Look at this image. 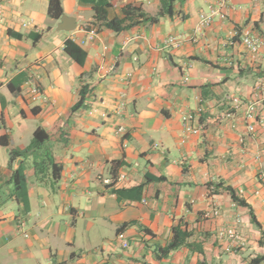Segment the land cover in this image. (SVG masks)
<instances>
[{"label": "crops", "instance_id": "obj_1", "mask_svg": "<svg viewBox=\"0 0 264 264\" xmlns=\"http://www.w3.org/2000/svg\"><path fill=\"white\" fill-rule=\"evenodd\" d=\"M107 1L116 18L130 5L156 17L163 0ZM50 3L0 0V264H250L264 256V98L256 91L264 0H227L226 19L195 43L189 37L215 0H178L172 17L121 33L99 29L90 0H61L75 30L60 31ZM236 31L261 39L258 55L238 38L229 44ZM169 37L186 41L166 47ZM69 41L86 53L82 65L66 53ZM30 83L43 101L31 100ZM82 86L90 98L73 112ZM251 101L257 115L248 122ZM187 113L199 135L185 130ZM38 129L49 141L12 161ZM46 154L63 169L57 182L50 167L37 178ZM215 206L220 217L207 219ZM238 217L243 247L217 238ZM179 225L203 254L181 247L161 256Z\"/></svg>", "mask_w": 264, "mask_h": 264}, {"label": "trees", "instance_id": "obj_2", "mask_svg": "<svg viewBox=\"0 0 264 264\" xmlns=\"http://www.w3.org/2000/svg\"><path fill=\"white\" fill-rule=\"evenodd\" d=\"M178 0H163L162 9L158 16H149L141 7L138 6H126L122 10V17L110 18V11L112 9L111 4L107 0H90L92 2L93 11L95 13L96 23L99 24V29L106 28L113 30L115 32L121 33L134 26L140 25L142 23L156 24L159 22L160 18L165 15L173 16L174 5ZM49 16L53 20H60L63 16V9L61 5V0H51ZM11 35L21 39L22 35L10 32ZM66 53L72 57L79 64H83L86 59V53L79 48L76 44L69 41L65 47ZM81 100L79 104L73 109V112L84 108L91 95V89L89 86H82L80 90ZM49 141V135L42 129H38L35 134L30 146L23 152L11 151V159L22 157L24 155H29L33 152L40 151L43 146ZM37 178L40 182L44 181V175H48V168L50 167L52 172V180L57 182L60 180L62 175V167L55 163L53 157L50 154H46V159L42 163H36ZM233 199L240 205L246 206V203L238 199L235 192H232ZM174 238L171 244L165 249L161 250V256H168L172 251L177 250L181 247H187L191 252H196L203 254L202 245L196 243H189V239L192 234L188 232L187 229H182L181 226H176L173 229ZM264 256L258 257L251 261L250 264H263ZM206 264V263H199Z\"/></svg>", "mask_w": 264, "mask_h": 264}, {"label": "built area", "instance_id": "obj_3", "mask_svg": "<svg viewBox=\"0 0 264 264\" xmlns=\"http://www.w3.org/2000/svg\"><path fill=\"white\" fill-rule=\"evenodd\" d=\"M227 8V0H215V3L209 8V11L206 13L200 14L199 23L195 30V34L189 37V41L197 42L199 38L204 36L206 31L209 30L216 20H225L226 14L225 10ZM3 16L0 12V23L2 22ZM97 30H91L88 33L89 40H94L97 37ZM253 55L256 56L259 54L262 41L261 39L251 34L249 31H236L232 34L231 39L229 40L230 45H234L236 43V39ZM186 41L185 37H169L164 46L179 48L182 43ZM257 94L261 95L264 98V83L259 82L256 88ZM29 93L31 100L33 102H37L40 100H44L43 93L41 89L34 83H30ZM234 103L236 105H243V102L240 99H235ZM246 113L245 120L250 122L256 119L257 115V102L251 101L245 104ZM123 104H120L119 108H122ZM182 122L187 133L192 135H199L202 132V128L196 123V114L195 113H187L182 117ZM250 132H255V128L252 125L248 126ZM119 133H124L123 128H119ZM125 179V175L120 176L118 181H123ZM210 192L212 194L215 193V186H211ZM221 212L215 206L213 209L206 213L205 217L207 219H216L220 217ZM242 220L240 217L236 219L235 225L229 228H221L217 233V238L221 241L228 240L230 243L235 244V246H244L243 239L239 232V226L241 225ZM118 240L121 244V248L123 250H128L130 248V242L127 240L126 236L121 233L118 235Z\"/></svg>", "mask_w": 264, "mask_h": 264}, {"label": "water", "instance_id": "obj_4", "mask_svg": "<svg viewBox=\"0 0 264 264\" xmlns=\"http://www.w3.org/2000/svg\"><path fill=\"white\" fill-rule=\"evenodd\" d=\"M59 30L60 31H67V32L74 31L75 30V21L72 18H68L66 16H63L61 18Z\"/></svg>", "mask_w": 264, "mask_h": 264}]
</instances>
